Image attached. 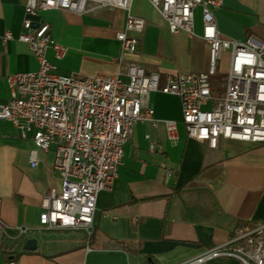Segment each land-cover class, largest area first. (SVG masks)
<instances>
[{"label": "crops", "instance_id": "0c3cea01", "mask_svg": "<svg viewBox=\"0 0 264 264\" xmlns=\"http://www.w3.org/2000/svg\"><path fill=\"white\" fill-rule=\"evenodd\" d=\"M27 1L0 0V102L10 95V74L39 69L31 47L19 39ZM128 13L121 7L83 14L52 9L33 20L50 23L51 35L67 47L60 59L48 50L60 72L105 77L120 69L116 34ZM130 13L145 18L146 26L137 34L138 51L125 54L123 62L135 61L163 78L209 70L201 7L192 34L172 33L149 0H132ZM215 16L222 37L264 42V0H222ZM7 32L11 38H5ZM229 63L227 51L219 72L226 74ZM149 105L155 121L134 127L111 189L98 195L90 237L84 230L40 228L44 197L62 186L53 167L54 147L39 151V163L32 166V136L0 120V264H179L226 242L240 225L264 222V144L221 138L210 147L189 137L179 95L151 91ZM169 120L177 123L176 140L168 135ZM22 227L30 230L23 233ZM30 237L39 239L36 250L23 249ZM202 264L242 263L217 257Z\"/></svg>", "mask_w": 264, "mask_h": 264}, {"label": "built area", "instance_id": "2783aa9c", "mask_svg": "<svg viewBox=\"0 0 264 264\" xmlns=\"http://www.w3.org/2000/svg\"><path fill=\"white\" fill-rule=\"evenodd\" d=\"M176 34L193 33L195 10L202 8V36L210 49L206 72L170 73L164 78L135 61L123 62L125 54L139 49L137 36L145 26L143 17L130 13L132 0H28L19 39L29 44L39 61L37 71L8 76L10 95L0 102V120H7L23 137L31 135L38 152L54 147V169L62 186L44 197L39 226L43 229L84 230L90 237L99 193L111 189L125 155V144L134 127L155 121L149 105L151 91L180 96L183 122L189 137L217 147L221 138L264 144V42L222 37L215 10L222 0H149ZM129 10L125 27L116 34L121 42V66L105 77L76 76L60 72L48 59L51 48L57 58L67 47L50 33V23L33 17L40 11L62 9L83 14L103 8ZM134 33V34H131ZM7 32L5 38H11ZM230 52L223 94L213 91L211 78L219 62ZM170 139L178 138L176 121H167ZM27 233L29 227H22ZM217 257H233L242 264H264V222L235 228L226 242L214 245L179 264H202ZM1 264H16L8 260Z\"/></svg>", "mask_w": 264, "mask_h": 264}, {"label": "trees", "instance_id": "16d2710c", "mask_svg": "<svg viewBox=\"0 0 264 264\" xmlns=\"http://www.w3.org/2000/svg\"><path fill=\"white\" fill-rule=\"evenodd\" d=\"M225 79L226 74L218 72L211 78L213 91L215 94L221 95V93L224 91V85H225Z\"/></svg>", "mask_w": 264, "mask_h": 264}, {"label": "water", "instance_id": "95a60500", "mask_svg": "<svg viewBox=\"0 0 264 264\" xmlns=\"http://www.w3.org/2000/svg\"><path fill=\"white\" fill-rule=\"evenodd\" d=\"M39 245V239L36 237H30L23 245L24 250H36Z\"/></svg>", "mask_w": 264, "mask_h": 264}, {"label": "rangeland", "instance_id": "374dc122", "mask_svg": "<svg viewBox=\"0 0 264 264\" xmlns=\"http://www.w3.org/2000/svg\"><path fill=\"white\" fill-rule=\"evenodd\" d=\"M224 62H225V60H224ZM226 66H227L226 63H224V68H226Z\"/></svg>", "mask_w": 264, "mask_h": 264}]
</instances>
